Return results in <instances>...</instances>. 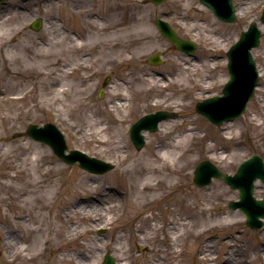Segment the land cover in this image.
Listing matches in <instances>:
<instances>
[{"label": "rangeland", "instance_id": "374dc122", "mask_svg": "<svg viewBox=\"0 0 264 264\" xmlns=\"http://www.w3.org/2000/svg\"><path fill=\"white\" fill-rule=\"evenodd\" d=\"M17 2L27 5V11L23 18L9 23L8 28L12 30L9 41L0 40V93H3L0 94V152H6V161L3 163L0 159V183L14 176L13 183L19 187L28 179H37L39 172L47 167L62 169L54 177L52 174L46 177L62 178L48 202L49 210L58 215L56 228L60 233L56 238L62 245L25 260L19 253L15 257L0 238V263L73 264L66 259L70 251L66 245L72 243L65 239L72 222L66 219L72 214L67 208L78 196L98 187L103 195L109 194L106 198L114 210L107 215L112 221L93 231L91 236L111 243L124 235L125 251L116 259L115 253L105 246L97 253L94 264H101L106 253L122 264H155V261L159 264H227L228 255L240 258L235 264H264V227L256 231L248 229L242 212L228 206L231 200L238 199V191L217 179L201 188L192 181L195 165L204 160L229 175L252 155H258L264 162V107L258 104L255 94L239 118L219 126L211 125L195 110L197 102L221 95L228 80L226 51L253 22L263 27L260 44L251 54L253 56L255 49L259 52L253 59L262 71L258 83L264 85V25L260 21L264 0H232L239 10L234 23L218 20L198 0H167L160 5L145 0H95L96 5L87 9L92 11L89 12L93 16L91 21H85L81 12L71 15V0H4L0 7ZM5 10L7 14L12 11ZM197 11L202 12V17H197ZM2 15L6 14L0 9ZM155 16L169 23L181 38L193 41L194 53L179 52L167 42L155 26ZM38 18L42 26L33 31L29 25ZM26 24L28 29L22 30V25ZM64 27L82 33L85 39L77 41L70 33L61 36ZM144 36L153 39L145 40ZM157 51L162 53V64H147L146 58ZM35 54L43 55V65L40 73L28 74L32 80L30 86L23 89L18 86L22 77L17 71L28 63L35 68ZM212 54L217 56L214 68L210 64ZM56 56L61 59L58 65L66 68L62 82L57 80L60 78L56 72L58 65H51ZM81 58H84V65ZM194 67L198 69L194 71ZM146 79L162 82L167 87L150 88L144 82ZM105 80L107 83L100 98L98 95ZM195 83L202 86L200 90H194ZM119 103L123 107L110 108H116ZM160 110L176 114L175 118L160 123L166 127L167 134L143 132L145 144L136 150L129 139L130 126L143 115ZM250 115L260 127L251 126ZM237 122L242 123L241 126L234 127L230 134L231 129L227 127ZM48 123L63 134L67 151H81L112 164L113 169L101 175L91 174L77 165L64 163L47 145L24 135L28 125L40 127ZM190 127L195 128V137L181 145L175 156L174 185L165 189L158 186V201L137 210L134 219L133 215L124 219L126 208L121 199L112 196L114 191L123 195L126 185L131 184L124 170L139 157L155 159L161 149L172 146ZM210 150L215 153L218 150L216 155L226 159L214 162L215 153ZM36 153L44 158L35 160ZM187 157L189 164L185 161ZM258 184L264 194V186ZM262 193L255 192L254 196L260 199ZM0 211L14 218L1 201ZM143 218H147L145 222ZM152 218L155 221H151ZM230 219L239 222L237 225L225 222ZM12 224L3 223L0 214V229L19 231L18 224ZM170 225L176 227L173 250L165 236ZM154 226L157 228L153 229ZM81 227L79 229H85L84 225ZM137 229L140 232L135 235L146 240L143 246L131 239ZM206 250H210L208 262L200 256V253L208 254Z\"/></svg>", "mask_w": 264, "mask_h": 264}, {"label": "bare ground", "instance_id": "6f19581e", "mask_svg": "<svg viewBox=\"0 0 264 264\" xmlns=\"http://www.w3.org/2000/svg\"><path fill=\"white\" fill-rule=\"evenodd\" d=\"M17 3L3 4V6L0 7L3 13L7 15L0 16V40L4 42L9 41V34L12 32V30H9L8 28L9 23L23 18L25 11H27V5H22V2ZM0 5H2V2H0ZM6 8H9L10 10L12 9L11 13L7 14V11L5 10ZM197 13V17H202V12L197 11ZM240 13L243 14L242 11ZM235 14H239L238 9H235ZM26 26L28 25H22V30H24ZM257 28L260 31L263 30V27L260 24L257 25ZM26 29H28V27ZM60 32L61 36L63 35V33H66L65 31ZM45 35L47 36V33ZM50 39L56 40L57 38ZM143 39L150 40L153 38L144 36ZM252 53L253 57H257L259 54L258 50L256 49L253 50ZM33 56L35 57V59L33 60L36 64L35 68L30 67L28 63V65L24 66L20 72L19 70L17 71V74H20L22 77L18 83V86L23 89L30 86V81L32 80V78L28 77V74L34 72L40 73L39 68L43 65V55L35 54ZM210 58V64H212V68H214L217 56L212 54L210 55ZM4 59L5 61H8L7 57H4ZM81 59L82 65H84V58ZM58 63H61V59L56 56L54 60H52L51 65L57 66ZM65 69L66 68L64 66L58 65V69L56 71L58 75L57 78L60 76V78L57 79L58 82L59 80L62 82L63 75L66 72ZM197 69V67H194V71H196ZM257 71L259 78L262 77V71L258 68V66ZM46 73L47 72L44 71V75L47 76L48 74ZM144 82L149 84L150 88L167 87V84H163L162 82L154 83V81H151L150 79H146ZM200 86L201 85H199V83H195L193 85V88H195L194 90L197 91L201 89ZM254 94V97H258V104L264 107V105L262 104L264 102V85L261 86V84H259L256 87ZM120 95L124 96V94ZM24 97L25 96H23L22 99ZM18 99H21V97ZM255 105L256 104L254 103L253 106ZM120 107H123L120 103L116 108L114 106H110V108L113 110ZM249 118H251V115ZM253 120L252 118L251 120H248L251 126H253L254 128L261 126V124L255 123ZM241 124L242 123L237 122L236 125L232 124L227 127L228 129H231L230 134L232 133L234 127L241 126ZM157 131L160 132V136H164L167 134L166 127L163 124L159 125ZM194 131L195 128L190 127L185 133L177 137L172 146L161 149L155 159H150L148 157H139L137 160L131 161L132 165L124 170V173L128 176V181H131V184L126 185L127 187L123 195H119L118 191H114V193H112V196H117L119 199H121L123 206L126 208L125 213H123L124 219L129 217V215H133L134 213H136L137 210H142V207L144 205L147 206L151 202L158 201V192L160 188H170L174 185L173 177L177 174L174 168L175 156L181 145L183 146L186 141H188L192 137H195ZM105 142L106 141H102V143ZM210 151L212 153H215V150ZM217 152L215 153V155L213 154L212 160L216 163H221L226 158L220 155H216L218 154ZM180 157L182 158L184 157V155L179 156L178 158ZM43 158L44 156L40 155L39 153H36L34 157L35 160H42ZM0 159L3 161V163L4 161H6L5 151L0 152ZM185 161L187 164H189V157H187ZM61 172L62 169L55 170L54 168L47 167L39 172L37 179H28L19 187H15L13 183V180L16 178L14 176H10V179L8 178V180L0 183L1 205L8 207L14 217L9 218V215L8 213H6V211H0L1 219L3 223H8L9 225L13 223L12 225L17 226L18 224L17 227L19 229V231H17L19 233H17L15 230L9 228L6 230L5 228H1L0 238L2 239V244L7 245L8 248L14 252L15 257L19 253L23 255L22 258H24L25 260H31L39 257L41 252H44L46 249L54 250L55 247L59 248V246L62 245L61 241H57L56 238L58 233H60L59 229L56 228V222H58L57 212H51L49 210L48 204V202L51 201L52 196L55 194L57 186L60 185L62 178L59 179L57 177L46 179V177L51 174L54 177L56 174H59ZM41 177H45V179L42 180ZM258 181L259 180H256L254 182V193L258 192V194L260 195L262 192L259 190L261 186L258 184L260 181ZM107 196H109V194L103 195L102 190L96 187L94 190L86 191L84 194L78 196L77 200L67 208V212L72 213L71 215L66 216L67 220L72 219V222L68 225V230L66 232L65 238L66 240H70L72 242L70 245H66V248L70 249V251L68 252L69 254L66 255V259L68 262L71 261L73 264H94L97 262V253L102 248H105V246L108 247L110 251L115 253V255L113 254L114 258L117 259V257L123 255V252L125 251L124 247L122 246V241L125 238L124 235H120L121 237H118L117 241L111 243L105 242V240L103 239L91 236V233L93 231L99 228L106 227L112 221V218L108 217L107 215L111 214L114 208L109 205V202L106 198ZM103 212L105 213L103 214ZM135 217L137 216H131L132 219H134ZM146 219L147 218H143L144 222L146 221ZM151 221H155V219L152 218ZM229 221L231 223H229ZM229 221L225 222L230 225H237L239 222L232 219H230ZM30 223L32 225H30ZM79 223L81 225H84L85 229H79L82 228L81 225H78ZM182 225L183 227L185 226V224ZM156 228V226L153 227V229ZM137 230L138 231L135 230L133 235L131 234V239L134 238V240H136L141 246H143L146 240L144 238L141 239L138 234L135 235L136 233L140 232V229ZM217 230L219 231L221 230V228L217 227ZM175 231L176 227L174 225H170L167 229V235H165L166 242L168 246L171 247V249L175 241ZM20 234L22 235L21 237ZM208 251L210 252V250H206V252ZM209 252L208 254L204 252V254L200 253V256L202 255V259L206 262H208L206 260L207 257H210ZM239 259V257L233 258L231 255H228L226 260L227 264H235ZM154 263L159 264L160 262L155 261ZM116 264L122 263L120 261H117Z\"/></svg>", "mask_w": 264, "mask_h": 264}, {"label": "water", "instance_id": "95a60500", "mask_svg": "<svg viewBox=\"0 0 264 264\" xmlns=\"http://www.w3.org/2000/svg\"><path fill=\"white\" fill-rule=\"evenodd\" d=\"M3 1V0H0ZM155 5L166 0H146ZM222 21L234 22L236 20L234 7L231 0H200ZM156 26L163 37L171 42L175 48L185 53H192L195 45L191 41L183 40L177 36L168 23L156 18ZM264 23V10L261 16ZM40 21L34 23L38 29ZM260 32L255 23H251L247 31L242 32L239 40L230 47L227 56V70L229 80L222 89V96H215L197 103L196 110L211 124L219 125L224 121L238 118L245 110L247 102L254 94L258 83V71L250 53V49L259 45ZM147 62L152 65L161 63L159 53L151 55ZM175 113L159 111L155 114L141 118L130 128V138L137 149L144 145L141 135L142 130L153 132L157 129L158 122L175 117ZM25 135L32 139L48 144L64 162L77 163L80 168L91 173L102 174L112 169V165L87 156L78 150L65 154L66 144L62 134L51 124L38 128L29 125ZM212 177L222 179L230 188L239 191V200L231 201V209L239 208L246 216L247 225L254 229L261 226L260 217H264V198L256 200L253 197V182L259 178L264 184V162L257 155L251 156L242 162L233 176L226 175L210 162L204 161L198 165L194 174V183L204 186L211 182ZM103 264H115L109 256H105Z\"/></svg>", "mask_w": 264, "mask_h": 264}, {"label": "flooded vegetation", "instance_id": "af4514ba", "mask_svg": "<svg viewBox=\"0 0 264 264\" xmlns=\"http://www.w3.org/2000/svg\"><path fill=\"white\" fill-rule=\"evenodd\" d=\"M72 2V6H71V10H72V14L76 16V14H79V12H81L82 14L84 13V16L82 17L85 21H91V19L93 18L92 14L89 12L92 11H87V9L93 8L95 4V0H89L88 2H85L84 0H71ZM87 3V4H86ZM90 27V26H89ZM91 28V27H90ZM63 30L67 33L70 32L71 34L75 35L76 40H84L85 38H83L82 33L76 31V30H69L67 28H63Z\"/></svg>", "mask_w": 264, "mask_h": 264}]
</instances>
